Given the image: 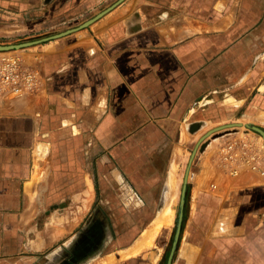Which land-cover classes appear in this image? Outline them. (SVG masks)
<instances>
[{"label": "crops", "instance_id": "obj_1", "mask_svg": "<svg viewBox=\"0 0 264 264\" xmlns=\"http://www.w3.org/2000/svg\"><path fill=\"white\" fill-rule=\"evenodd\" d=\"M19 41L42 82L0 99V264H113L166 205L176 223L193 150L229 124L197 149L172 264H264V137L234 125L264 129V0H0ZM233 139L252 148L226 161ZM113 199L149 222L117 249ZM166 229L125 257L166 263Z\"/></svg>", "mask_w": 264, "mask_h": 264}, {"label": "built area", "instance_id": "obj_2", "mask_svg": "<svg viewBox=\"0 0 264 264\" xmlns=\"http://www.w3.org/2000/svg\"><path fill=\"white\" fill-rule=\"evenodd\" d=\"M21 48L0 51V99L19 98L38 91L42 82V76L38 69L27 65L18 54ZM251 143L244 140H230L222 148V156L226 161H232L237 157L238 151H247ZM247 162L257 167V156L249 152Z\"/></svg>", "mask_w": 264, "mask_h": 264}, {"label": "rangeland", "instance_id": "obj_3", "mask_svg": "<svg viewBox=\"0 0 264 264\" xmlns=\"http://www.w3.org/2000/svg\"><path fill=\"white\" fill-rule=\"evenodd\" d=\"M19 43H23V42L19 41V42H14L11 44H19ZM0 45H10V44L0 43ZM243 126H245V123H243ZM104 192L105 191H101L98 189V198H102L104 195ZM106 192H108V195H111V197L117 198V197H120L119 194H121L122 190L120 191L107 190ZM124 192L125 194L129 195V197L135 195L136 193L131 188H129V190L128 189L125 190ZM110 201L113 202V206L109 207L110 210L106 211L105 209H103L102 212H99V213H100V217L107 216L110 219H113V221L112 220L109 221L110 226H111V232L113 234V241L111 245H113L114 249H117L118 247H122L123 245L126 246L128 244L129 245L133 244L141 236V231L149 224V222L141 221V217H143V215H141V205H138V204L121 205L120 201L119 203H117V201H115L114 199ZM88 217L89 215L86 216V219ZM86 223L87 222H82L79 228L83 227L84 229ZM175 225H176L175 222L171 224V227H172L171 232L169 233V229H166L165 232L167 233V237L166 238L162 237L163 238L162 244L166 248L164 251L169 250L170 252L173 238H174V233H175ZM153 245H155V243ZM120 261H126V262H130L133 264H138V262L141 263V255L124 257V255L120 254L119 257H116L114 255L113 259H111V262H113V264H117ZM162 264H166V263L163 261Z\"/></svg>", "mask_w": 264, "mask_h": 264}, {"label": "water", "instance_id": "obj_4", "mask_svg": "<svg viewBox=\"0 0 264 264\" xmlns=\"http://www.w3.org/2000/svg\"><path fill=\"white\" fill-rule=\"evenodd\" d=\"M100 15H102V13L99 14L97 17H99ZM94 19H91V20L87 21L83 26L89 24ZM69 31H72V30H69ZM69 31H66V33L69 32ZM64 33H62V34H64ZM34 43H36V41L24 42V43H19V44L0 45V51L10 50V49H14V48H24V47L30 46V45H32ZM230 125L231 124L219 126L217 128L212 129L211 131H209L207 134H205L201 138V140L199 141V143L196 145L195 149L193 150L192 157L190 159V162H189V165L187 167L186 174H185V179H184V184H183V192H182V199H181V205H180L179 213H178V216H177V219H176L174 238H173L172 246H171V249H170V252H169V255H168L166 264H172L174 254H175V251L177 249L178 240H179V236H180V232H181V227H182L183 205H184V201H185V191H186V186H187V182H188L189 172H190V169H191V164H192L193 159H194V157L196 155L197 149H198L200 143L203 141V139L205 137H207L208 135L212 134L213 132H215L217 130L223 129L224 127H228ZM238 125H242V124L241 123H238ZM245 126L247 128H249V129H252L253 131L259 133L260 135H262L264 137V129L263 128H261L259 126H256V125H254L252 123H245Z\"/></svg>", "mask_w": 264, "mask_h": 264}, {"label": "bare ground", "instance_id": "obj_5", "mask_svg": "<svg viewBox=\"0 0 264 264\" xmlns=\"http://www.w3.org/2000/svg\"><path fill=\"white\" fill-rule=\"evenodd\" d=\"M236 124L238 125V123H236ZM241 124L242 125H240V126H243V123H241ZM232 126H234V125L232 124ZM173 212L174 211L172 209V206L166 205L164 207L162 213L160 214L158 220L156 221L154 228L152 230L146 232L144 237H143V240L139 241V243L134 248H132L131 251L125 253L124 257L128 256L129 254L130 255L137 254L140 250H142V249H144V248H146L148 246H151L152 243H154L153 241H154V239L156 237V234L160 230V228L162 226H164V225L172 224L171 220L174 217L173 216L174 215ZM172 221H174V219Z\"/></svg>", "mask_w": 264, "mask_h": 264}]
</instances>
